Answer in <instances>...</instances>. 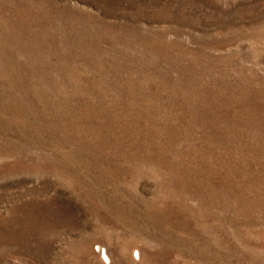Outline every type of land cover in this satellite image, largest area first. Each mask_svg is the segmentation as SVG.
I'll return each mask as SVG.
<instances>
[{
  "label": "rangeland",
  "instance_id": "374dc122",
  "mask_svg": "<svg viewBox=\"0 0 264 264\" xmlns=\"http://www.w3.org/2000/svg\"><path fill=\"white\" fill-rule=\"evenodd\" d=\"M0 264H264V0H0Z\"/></svg>",
  "mask_w": 264,
  "mask_h": 264
}]
</instances>
